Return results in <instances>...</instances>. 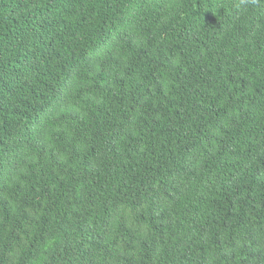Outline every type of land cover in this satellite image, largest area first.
<instances>
[{
  "label": "trees",
  "instance_id": "obj_1",
  "mask_svg": "<svg viewBox=\"0 0 264 264\" xmlns=\"http://www.w3.org/2000/svg\"><path fill=\"white\" fill-rule=\"evenodd\" d=\"M5 142L0 264H264V0H0Z\"/></svg>",
  "mask_w": 264,
  "mask_h": 264
},
{
  "label": "clouds",
  "instance_id": "obj_2",
  "mask_svg": "<svg viewBox=\"0 0 264 264\" xmlns=\"http://www.w3.org/2000/svg\"><path fill=\"white\" fill-rule=\"evenodd\" d=\"M169 7H170V3L168 1H163L162 2V13L170 12L172 9H169ZM57 36L60 37V35H57ZM64 37H65L66 41H68V42H65L64 47H66L68 52H70L72 55H74V56H82L86 60H91L92 58H94L96 56V53L93 56V52H92L91 48H89L87 50H84L80 46L75 45L71 41V34L69 32H67ZM60 109H61V107L59 105H56V106L47 108L44 111H45V114L48 117L55 116V115L63 117V111L64 110H62L60 112ZM32 126H34L35 128L30 133H27L29 138L21 133V138L23 140L29 141V140L35 138L36 136H38V134H40L42 131H45L44 127L42 125H40L39 123H37L36 121H34V120H33ZM31 141H33V140H31ZM33 142H35V141H33ZM40 143H37V144L40 145ZM12 153H13L12 145L7 144V143L5 144V147H3L1 145V154H0V156H1V159H2V164H6L7 163L6 174L4 175V179H6L8 177L7 169H8V165L10 163L9 161L11 160Z\"/></svg>",
  "mask_w": 264,
  "mask_h": 264
},
{
  "label": "bare ground",
  "instance_id": "obj_3",
  "mask_svg": "<svg viewBox=\"0 0 264 264\" xmlns=\"http://www.w3.org/2000/svg\"><path fill=\"white\" fill-rule=\"evenodd\" d=\"M175 13V12H174Z\"/></svg>",
  "mask_w": 264,
  "mask_h": 264
}]
</instances>
